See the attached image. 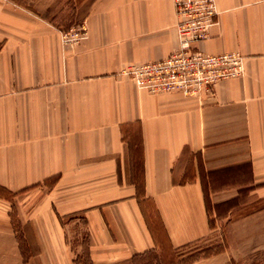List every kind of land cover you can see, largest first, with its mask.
Instances as JSON below:
<instances>
[{
    "label": "crops",
    "instance_id": "1",
    "mask_svg": "<svg viewBox=\"0 0 264 264\" xmlns=\"http://www.w3.org/2000/svg\"><path fill=\"white\" fill-rule=\"evenodd\" d=\"M216 3L195 45L244 71L187 97L123 74L178 48L174 0H69L59 20L0 0V264H76L65 216L85 217L92 264H119L207 238L206 191L264 196V0Z\"/></svg>",
    "mask_w": 264,
    "mask_h": 264
},
{
    "label": "rangeland",
    "instance_id": "2",
    "mask_svg": "<svg viewBox=\"0 0 264 264\" xmlns=\"http://www.w3.org/2000/svg\"><path fill=\"white\" fill-rule=\"evenodd\" d=\"M21 2L40 16L45 14L52 19L55 17L56 20H59V9L69 6V0H21ZM86 10L84 6L82 13L85 14ZM70 16L71 13L67 11L66 18ZM79 29L84 32L81 37L83 38L86 35L85 27L78 24L64 30V39L77 41L67 40V38L69 39L72 33ZM218 189L226 191L224 195L232 194L233 196L220 202H213L212 197L209 196L208 209L213 231L207 238L179 248L180 260L190 257H197L196 260H198L215 254H223L226 260L224 264H264V196L252 193L250 188H239L238 194L234 191L237 188L220 187ZM2 193L7 194L5 191ZM222 196L218 195L213 198L218 199ZM64 222L67 223L68 238L74 246V253L76 251L77 255L82 256L86 234L84 221L80 217L74 220L69 217ZM33 251L26 253L30 254ZM174 251V249L157 251L156 254L140 257L133 263L121 262L119 264H156L160 256L163 257V261L169 263Z\"/></svg>",
    "mask_w": 264,
    "mask_h": 264
},
{
    "label": "built area",
    "instance_id": "3",
    "mask_svg": "<svg viewBox=\"0 0 264 264\" xmlns=\"http://www.w3.org/2000/svg\"><path fill=\"white\" fill-rule=\"evenodd\" d=\"M179 46L168 57L128 66L123 74L150 93L179 92L187 97L212 93L222 79L241 75L244 57L239 52L205 53L196 42L209 37L218 15L216 0H174ZM84 35L79 29L67 40Z\"/></svg>",
    "mask_w": 264,
    "mask_h": 264
},
{
    "label": "trees",
    "instance_id": "4",
    "mask_svg": "<svg viewBox=\"0 0 264 264\" xmlns=\"http://www.w3.org/2000/svg\"><path fill=\"white\" fill-rule=\"evenodd\" d=\"M138 149L140 148V145L137 147ZM143 186H142V194H143ZM2 191H5V188L0 186V192ZM8 197L12 198L14 196V193H11V192H7L6 194ZM206 197H207V204L208 202L210 201L209 199V194L207 193L206 191ZM79 216L81 218L82 221H84V223H86V220H85V217L82 215V214H76V215H70V216H65L64 217V220H66V218H75ZM85 242L83 243L84 245V248H83V255L82 256H79L76 254V251H75V254H76V258H75V263L76 264H92V259L90 257V252H89V234H88V231H86V234H85ZM72 246V249L74 250V246L73 244H71ZM179 249V248H178ZM178 249H174V253L172 254V260L169 262V263H166L165 261H163V257L161 258V256L159 257V260H157V263L156 264H191L193 263V261L196 260L197 257H190L189 259H186V260H180L179 258V250ZM164 251V249L162 250ZM157 251L155 250H152V251H148V252H145L143 254H138V255H135L134 257L124 261L126 263H133L135 260H137L138 258L140 257H144V256H147V255H150V254H156ZM144 264H151V263H144Z\"/></svg>",
    "mask_w": 264,
    "mask_h": 264
}]
</instances>
